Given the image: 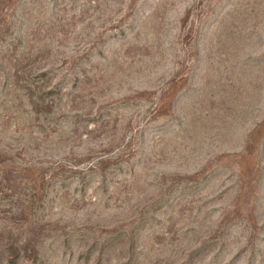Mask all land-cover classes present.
Returning a JSON list of instances; mask_svg holds the SVG:
<instances>
[{"label":"rangeland","instance_id":"rangeland-1","mask_svg":"<svg viewBox=\"0 0 264 264\" xmlns=\"http://www.w3.org/2000/svg\"><path fill=\"white\" fill-rule=\"evenodd\" d=\"M0 264H264V0H0Z\"/></svg>","mask_w":264,"mask_h":264}]
</instances>
